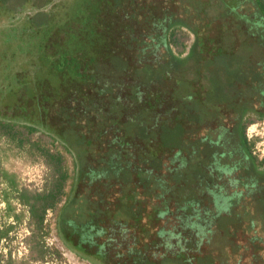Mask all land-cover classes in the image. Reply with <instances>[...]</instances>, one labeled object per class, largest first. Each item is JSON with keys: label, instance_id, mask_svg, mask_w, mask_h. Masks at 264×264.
I'll return each instance as SVG.
<instances>
[{"label": "trees", "instance_id": "obj_1", "mask_svg": "<svg viewBox=\"0 0 264 264\" xmlns=\"http://www.w3.org/2000/svg\"><path fill=\"white\" fill-rule=\"evenodd\" d=\"M124 1L83 0L66 18L53 19L55 22L52 25L50 19L53 15L50 11L44 10V6L34 8L31 14L37 13L41 20H38V15L35 18L28 17L26 24L19 26L15 23L10 31L11 35L18 36L24 32L30 36V41L22 43L26 44V55L17 50H21L22 45L12 47V43V53H15L12 59L6 47L0 54L5 66L8 64L4 74H1L3 69L0 73V131L23 144L26 137L15 129V122L24 120L27 135L39 129L35 125L37 124L51 135L53 141L60 140L63 148L74 155L73 186L70 190L72 193L67 194L61 208L59 229L65 243L89 255L92 254L90 243L94 240L97 229L103 230L107 224L132 219L137 222L144 218L139 211L154 212L159 209L155 198H150V194H147L149 198L144 196L146 193L157 196L156 189L143 191L145 183L136 179L137 175L131 167L134 162L123 155L119 147L112 145L116 133L121 136L120 140L127 138L132 142L135 140L134 135H141L147 142H153L158 136L150 137L149 132L153 135L151 126H156L154 130L161 134L162 143L170 146L172 127L167 120L169 115L161 113L160 110L154 113L155 109L149 107L150 103L144 106L148 102L144 93L148 98L152 96V92L147 86L142 90L143 84L150 87L151 84L166 82L169 87L165 89L167 94L171 89L183 98L181 91L184 87H180L179 76L190 79L188 86L186 85L188 92L184 93L187 97L185 101L179 100L177 113L182 119L190 116L195 123H202L212 116H207L203 99L196 98L192 102L189 94L197 87V80L207 76L213 67L220 66L222 53L242 52L246 57L243 59L245 64L235 63L234 56L226 58L228 60L225 62H232V67L236 70L232 76L235 77L234 84L241 85L232 102L225 98L218 101L217 108H221V116H227L226 112H229V115L233 113L239 118L241 109L238 106L246 105L245 110L249 107L244 93L253 91L256 94L253 83H260L264 79L261 75L249 81V75H246L251 69L247 61L253 62L254 58L259 59V62L264 60V0H157L148 8L141 6L142 14L147 12L149 16L145 14L146 24L140 20L137 22L136 19V22L132 21L135 24L127 22L137 17L139 10L133 7L132 13H128L124 8L127 0L125 3ZM26 2L18 3V10L8 7L7 14L13 10L18 13L23 11ZM244 3L254 9L257 16L255 23L246 14H239L240 18L232 17V10L235 7L242 8L239 4ZM74 6L75 4L73 8ZM100 9L112 13L111 15L119 14V17L109 20L108 13ZM21 14L16 13L14 18ZM228 15L231 16L230 19H226ZM71 21L75 24L69 25ZM56 22L61 23L58 25ZM137 24L149 34L157 33L159 28L166 31L174 24L187 26L196 35L189 53L191 59L184 63L182 59L170 54L160 57V50L155 47L158 43L145 39ZM256 25L260 27L257 32ZM172 31L173 29L170 34ZM256 33L258 39L255 40L253 36ZM118 35L123 37L115 40ZM156 57H159V61H156ZM146 74L150 75L147 81L142 79ZM169 80L179 82L172 83ZM157 96H163L162 89L157 91ZM152 112L156 114L155 121L151 118L153 114L149 117L147 115ZM156 120L159 126L156 125ZM182 127L183 125L178 126ZM236 129L239 131L241 145L251 154V146L242 133V125H237ZM43 152L48 153V150ZM49 156L55 165L57 176L48 193L33 196L35 200L45 198L40 205L42 213L37 214L40 223L44 219V212L55 207L62 194L64 182L71 177L63 168L59 152L50 153ZM250 159L255 169L257 165L252 154ZM0 172L9 177L1 167ZM257 174L260 173L257 171ZM12 178L11 175L9 181L15 187ZM21 192L24 202L29 203L25 192ZM169 199L170 196L167 197ZM30 205L33 211L37 210L36 203ZM186 209L189 212L191 207L187 206ZM166 210L167 208L162 210L163 213ZM110 211L121 215L110 214ZM152 216L154 214H150L149 219ZM122 218L124 220L116 221ZM132 237L135 243L133 240L130 250H135L134 254L138 250L140 253L145 252L140 257L145 263H193L185 251L175 250L165 253L167 255L163 256L160 263H156L150 259L153 253L150 254L148 245L136 250V242H140V239L138 236ZM102 255L107 257L106 264H123L120 261H109L106 249ZM192 256L205 264L202 260L211 257V254H202V249H199V253Z\"/></svg>", "mask_w": 264, "mask_h": 264}, {"label": "rangeland", "instance_id": "obj_2", "mask_svg": "<svg viewBox=\"0 0 264 264\" xmlns=\"http://www.w3.org/2000/svg\"><path fill=\"white\" fill-rule=\"evenodd\" d=\"M22 1L25 0H0V54L2 53L1 50L6 47L11 59L12 55L15 53H12L10 43H12V47L22 45V49L17 50L18 52H24L26 55V44L22 43L30 41V36L24 32L18 36L11 35L10 31L13 27L12 25L15 23H18L19 26L20 24H26L28 17L31 18V16H33L35 18L36 15H38L37 13L31 14L33 9L43 8V6L44 10L47 12L50 11L49 13L53 15V17L50 19L52 25L53 22H55L53 19L61 20L66 18L68 13L75 11L77 6L83 0H26L27 4L24 5L23 11L18 13L16 11L18 10L17 4L21 3ZM156 1L157 0H127L126 2L125 0L124 3L126 2V5H124V8L128 13H132L131 9L133 7H137L139 10L137 17H134V19H129L127 22L131 21L130 23L135 24L134 22H136V19L137 22L140 20L146 24L144 20L146 17L145 14H147V12L142 14L141 6L145 5V7L148 8L151 3L154 4ZM74 4L77 6H74L73 8ZM8 7H15L16 9L15 11H11L9 14L10 16L6 12L9 9ZM102 12L108 13V11L104 9ZM16 13L22 14L17 16L18 18H14ZM111 14L112 13L110 12L108 13L109 20L119 17V14ZM120 14L123 15L121 12ZM147 17H149L148 14ZM38 20H41L39 15ZM60 23L57 24L59 25ZM74 24L75 23L73 21H71V23L69 22V25ZM137 27L140 32L143 31L142 33H144V38L149 40V37L147 36L149 33L145 32L143 28H139L138 24ZM45 29L46 28H44V30ZM118 29L120 30V25H118ZM171 29H173V31L170 34ZM112 30L113 28H111L110 32H112ZM165 33L167 37V44L170 49V55H173V57H177L178 59H182L184 63L191 59L189 58V53L195 41V33L187 26L182 24L172 25L166 30ZM122 37L123 35H118L117 37L113 38L115 40H120ZM14 41H16L17 44L14 45ZM128 51L131 52V50ZM234 52L235 51H228L226 53H222L220 66L213 67L208 71L207 76L197 80V87L191 94H189L191 96L192 102H195L193 100L196 98L204 100L203 106L206 107L205 109L207 116H212L209 120L206 119V122L209 124H217V122H219V119L217 118L221 117V108H217L218 101L221 102V98H225L232 102L234 94L241 85L239 84V86H236L234 84L235 77H232L234 75L233 73L236 72V70H234L232 67L234 64L232 62L226 63L225 61L228 60L226 58L234 56L233 58H235V63L240 62L241 64H245L243 63V59L246 57V55L242 54V52H237V54ZM24 54L22 53V57ZM1 61L2 60L0 59V73L1 69H3V72L1 73L3 75L4 69L6 66L8 67V64L5 66V62L2 61L1 63ZM247 62L251 66V69L248 70V73H246V75H249V81H252L254 78H259L261 75H263L264 78V61L259 62V59L254 58L253 62ZM146 76L148 77L150 75H145L144 79ZM179 78L181 79L180 87H184L181 91L183 98L177 96L175 91L171 89L167 94L165 89L169 87H167L168 84L166 85V82H163V84H151L150 87L143 84V86H147V89L152 92V96L148 98L146 93H144L145 99L148 100L144 106H147L150 103L149 107H153L152 110L155 109L154 113H158V110H160L161 113H168L169 116L167 117V120L171 119L173 116L171 114L177 112L176 106H178L179 100L185 101V97H187V95L184 96V93L186 94L188 92L187 86L190 79H185V77L182 76H179ZM145 81H147V79ZM169 82L172 81L169 80ZM177 82L179 81L177 80L172 83ZM140 83L143 82L140 81ZM253 84L255 86L254 89L256 92V98L258 101H260V103L253 105L249 104V107L246 110V105L243 106L240 104L238 107L241 109V111L239 112L240 116L238 118V122L236 121V126L238 125L240 127V125H242V133L245 135L251 146V154L255 159V165H257L255 169L260 174L264 175V112L260 110V108L264 106V79L261 80L260 83L258 81ZM176 86L179 88V85ZM160 89L163 91L162 97L157 96V91ZM158 97H160V99H158ZM171 97L174 99L172 100ZM228 100H225V102L230 103ZM154 113H147V115L149 117L150 114ZM226 113H228L227 118L225 117L223 120L222 116L221 122L229 123L230 119L233 120V113L231 115H229V112ZM24 123V120H17V122H15V129L20 133H23V135L26 137L23 144L19 143L18 139L12 138L9 136V134L7 135L0 131V167L3 169V171H6L9 176L6 177L0 172V264H93V262L77 253L71 246L64 242L59 229V214L66 201L67 194L71 193L70 190L73 186L72 176L74 173L75 157L73 154L71 155L65 150V148H63V145L59 143L60 140L53 141L51 135L47 133L44 128L38 126L37 124L35 125L39 129L27 135V130L24 127ZM195 126L196 125H194V128ZM236 132L237 131L234 127L232 131L233 135L226 140L229 142L227 143L229 147L230 143H234L233 145L237 144L238 133ZM248 134H252V136H248ZM142 138L143 137L138 139L139 142L137 141V143L139 144L136 147L135 145L133 148L127 147L126 150L123 151L124 154L127 157H131L132 155L133 161L136 164L139 163L136 159L137 151L144 152L143 158L145 159L143 160L145 163H153L155 157L160 156L163 163L162 173L164 174L161 182L160 180H153V177L150 175H143V177H149L151 180V184L149 185L150 187L145 185V188H142L143 191L146 190L147 192L149 191V188H152L153 190L155 187H157L159 189L158 192H161L164 194V196L173 193L174 196L172 197L173 200L171 201H176L178 205H175L171 201L170 202L175 209L186 202L184 201V198L194 199L197 196L200 197V195L203 193L208 194L209 191L205 192L203 189L206 188V186L204 187L199 183V181L196 180V178L201 179V177L204 175V172L201 171V168H196L194 162L186 163L184 165L185 167L183 166V168L180 169V172L185 174V179L182 178L183 180L178 181L175 187L172 186L174 185V181L169 177V174L171 173L170 169L180 164L179 160H182L181 156H178V158L174 157V153L177 149L181 148L182 153L185 155L187 153L186 150H188L184 144H182V142H179L177 147H172V145L166 146L167 143H162V139L159 138H155L152 143L147 142L145 138ZM193 149L197 150V152L198 150L202 152V150H205L204 144L200 143L197 138L194 141ZM43 150H48V153H44ZM57 152H59L62 156L61 163L63 168L68 171V174H71V177L69 176L64 182L62 194L60 195L55 207L50 209L48 208L44 212V219L42 223H40L37 214L42 213L40 205L44 203L45 198L40 197L35 200V197L33 196H37V194L42 196L48 193L49 189L53 187V184L56 181L57 172L55 171V165L50 160L49 154ZM203 153L204 154L202 157L206 155V151ZM192 158L193 161H196L195 156H192ZM253 167L254 166L252 164L246 161L240 172H237L234 174V176L226 172L227 176L223 177V174L221 173V184L226 183V185H224L225 193L229 195L234 189H236V191L239 189H243V191H245L247 188H244V186L239 181L237 182L235 179H231L228 182L226 180H228L227 178L229 176L232 178L241 177V181H243V178L249 180V178L251 179V175H254L255 173ZM11 175L13 176L12 179L15 182V187L11 186L9 181ZM256 176L262 182V194L258 198H255V196V199L252 202L249 199L254 195V192L252 196L251 194L248 195L249 193L241 195V201L238 202V204L236 203L238 206L235 204L236 206L233 208L231 213L221 215V235H215V237H213V239L215 238V243L212 244L216 248L221 249L218 250L221 253L224 252L227 247H230V249L228 248L226 250L227 253L229 251L231 253H235L239 249L237 248L238 246L234 245L233 243L246 242V238H248V236H246L247 232L245 230L248 229H239L241 228L240 225L242 221L245 222L251 219L249 216L250 213L255 214L254 222L262 223L264 220V176ZM259 184L260 183H258V185ZM208 189L217 191L218 188L216 184H212L211 182L208 186ZM21 191L25 192V197L29 199V203L24 202L21 196ZM158 192H156L157 195ZM147 194H150V198L157 197L153 193H146L144 196L147 198H149ZM202 196L201 199L203 198ZM205 201L206 200L204 198L203 202ZM33 202L36 203L37 207V210L35 211L31 209L30 205V203ZM209 203H211V201ZM262 217L263 220L260 219ZM240 231H242L245 235L243 234L241 237ZM249 246L251 247V245ZM250 250L252 251L251 248ZM257 264L263 263L257 262Z\"/></svg>", "mask_w": 264, "mask_h": 264}, {"label": "flooded vegetation", "instance_id": "obj_3", "mask_svg": "<svg viewBox=\"0 0 264 264\" xmlns=\"http://www.w3.org/2000/svg\"><path fill=\"white\" fill-rule=\"evenodd\" d=\"M239 6L242 8L235 7L232 10V17L240 18L239 14H246L248 15V19L255 23L254 21H256L257 16L252 6L250 7V5L245 3L239 4ZM230 18V15L226 17V19ZM256 26L257 30L255 31L257 32L260 27L258 25ZM165 32V30L159 28L157 29V33L149 34V41L158 43L155 47L160 50V57L170 54V49L167 44V37ZM257 34L258 33L253 36L255 40L258 39ZM262 52L264 53V48ZM155 59L157 61L159 57H156ZM148 77L146 76L145 79H147ZM141 89L143 90L145 89V87L143 86L141 87ZM244 94V97L248 99L250 105L260 103V101L256 100V94L253 91H246ZM171 98L172 100L174 99L173 97ZM260 110L264 112V106H262ZM171 115L173 116L171 119H169L172 127L170 134L172 137V142L170 146L172 145V147H177L179 142H182V144H184V146L188 149L186 150L187 153L185 155L182 153L181 148L177 149L174 153V157L178 158V156H181L182 160L178 159L180 161V164L170 169L171 173L169 174V177L174 181V185L172 186L175 187L178 181L183 180L182 178L185 179V174H182V172H180V169H182L186 163L194 162V164L196 165L195 167H198V169L201 168V171L204 172V175L201 177V179L196 178V180L199 181V183L204 187L206 186V188L203 189L205 192L209 191L208 194L203 193L200 195V197L197 196V199L184 198V201L186 202L180 205L178 208L176 207L177 209H175L173 208V205H171V202H173L175 205L178 204L176 203V201H171L173 200V193L164 196V194L158 192L159 189L155 187L156 192H158V195L155 198V202H157L159 209L154 212L139 211L140 214L144 216V218L140 219L137 222H134V220L132 219L128 220L127 222L107 224L108 227L105 226L103 230L101 228L97 229L95 231L94 240H92V242L90 243L92 252L91 255L86 254L79 249L74 248V250L83 257L89 259L91 262H93V264H106L107 257L106 255H102L104 249H106L107 253L109 254V261H120L123 264H148L145 263V261L140 260L141 254H145V252L140 253L138 249L143 247L144 245H148L150 254L153 253L150 259L156 263H160L163 256L167 255L165 253H169L170 250H175V252L185 251L192 259V264H201L202 262L197 261V258L193 259L192 255H197L199 253V249H202V254H211V257H205L204 260H202L203 262H205V264H257V262H262L264 264V220L262 217L260 218L261 220H263L262 223L254 222V213L249 214L251 218L249 221L241 222V228L239 230L248 229L245 230L247 232L246 236H248V238H246V242L233 243L234 245L238 246V251H236L235 253H231L229 251L227 253L226 250L228 248L230 249V247H227L226 250L221 253L220 251H218L221 249L216 248L214 245H212L215 243V238L213 239V237H215V235H221V215L231 213L233 208H235L238 202L241 201V195L249 193L248 195L251 194L252 196L254 192V195L252 196L253 198L251 197L249 199L252 202L255 198H258L262 194V188L261 186H258V183H260L261 185L262 182L257 178L256 175L258 174L254 168L253 169L255 173L254 175H251V179L249 178V180L243 178V181H241V177L232 178L230 176L227 178L228 180H226L228 182L231 179H235V181L237 182L239 181L244 186V188H247L245 191H243V189H239L237 191L236 189H234L232 193L228 195L227 193H225L224 189V185H226V183L221 184L222 174L223 177H225L227 176L226 172H228L229 174L234 176V174L240 172L246 161L252 164L250 159L251 154L250 152L248 153V151L241 145L239 131H237L236 129V121L238 122V118L232 115L233 120L230 119L229 123H224L221 122V117L223 116L222 115L220 118H217L219 119V122H217V124H209L206 122L207 120L202 121V123H195L190 116L182 119L177 112ZM227 116H223V120L225 119V117L227 118ZM151 118H153V121H155V119L157 118L156 114H153ZM157 121L158 120H156L155 123L157 126H159ZM179 125H183V127L178 128ZM194 125H196L195 128ZM151 127L154 133L152 135V132H149L150 137L158 136L157 138L161 139V134L154 130L156 126ZM234 127L237 131L236 133H238V141L236 144L237 146L233 145L234 143H230L229 147L227 145V143L229 142L226 140L233 135L232 131ZM155 133H157V135ZM140 136L141 135H134L133 137H135L136 141L133 140L132 142H130L127 138L125 140H120L121 136H118V134L116 133V135H114V142L112 143V145L119 147L123 152L127 147L133 148L134 145L136 147L139 144L137 143L138 139H141ZM116 137L118 139H116ZM197 138L200 143L204 144L205 150H202V152L199 150L197 152V150L193 149L194 141ZM204 151H206V155L202 157ZM123 155H125L124 152ZM143 155L144 152L137 151L136 159L139 162L137 164L133 161L132 155L131 157H127L125 155L128 159L130 158V160L134 162L131 167H133L135 174L137 175L136 179L145 183L144 186H149L151 184V180L149 179V177H143V175H150L151 177H153V180H160L161 182L164 175L162 173L163 163L161 161V157L156 155L157 157H155V159L153 158V163H145L143 160L145 159L143 158ZM192 156L196 157V161H193ZM211 182L212 184L217 185V191L208 189V186ZM168 196H170L169 200H167ZM201 196L203 197L202 199ZM204 198L206 200L205 202H203ZM210 201L211 203H209ZM187 206L191 207V210L189 212H186ZM166 208V212L163 213ZM110 214L121 215L114 211H112V213L110 211ZM150 214H154L151 219H149ZM154 217L156 219H154ZM119 220L124 219L122 218L116 221ZM119 223L124 224L119 225ZM243 234L244 233L240 231L241 237ZM132 236H138L140 239V242H136V250L138 251L135 254V250H130V248L133 247L132 244L135 243V240ZM249 245H251V247ZM250 248L252 249V251L250 250ZM143 249H141V251H143ZM173 259L178 260L177 258ZM166 264H168V262H166Z\"/></svg>", "mask_w": 264, "mask_h": 264}, {"label": "built area", "instance_id": "obj_4", "mask_svg": "<svg viewBox=\"0 0 264 264\" xmlns=\"http://www.w3.org/2000/svg\"><path fill=\"white\" fill-rule=\"evenodd\" d=\"M248 136H252V134H248Z\"/></svg>", "mask_w": 264, "mask_h": 264}]
</instances>
